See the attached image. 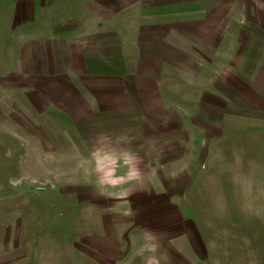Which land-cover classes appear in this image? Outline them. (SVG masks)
<instances>
[{
  "label": "rangeland",
  "instance_id": "1",
  "mask_svg": "<svg viewBox=\"0 0 264 264\" xmlns=\"http://www.w3.org/2000/svg\"><path fill=\"white\" fill-rule=\"evenodd\" d=\"M260 70L264 0H0V264H141L146 230L161 264H264ZM122 136L143 180L98 197Z\"/></svg>",
  "mask_w": 264,
  "mask_h": 264
},
{
  "label": "clouds",
  "instance_id": "2",
  "mask_svg": "<svg viewBox=\"0 0 264 264\" xmlns=\"http://www.w3.org/2000/svg\"><path fill=\"white\" fill-rule=\"evenodd\" d=\"M103 139L106 140L107 138ZM133 139L135 137H118L117 140L121 147L114 152L102 151L98 143L94 145L91 155L84 158L83 164L86 167L83 170L85 174L95 177L94 187L96 192L94 195L106 199H127L133 194V191H129L125 184L131 186L142 182L146 161L130 146ZM111 160L115 161V166L106 167L107 162ZM121 169L125 171L121 173ZM122 175L127 176L128 179L120 183L118 181ZM160 249L159 236L151 230H146L143 243L137 251L141 264H161L163 253Z\"/></svg>",
  "mask_w": 264,
  "mask_h": 264
},
{
  "label": "crops",
  "instance_id": "3",
  "mask_svg": "<svg viewBox=\"0 0 264 264\" xmlns=\"http://www.w3.org/2000/svg\"><path fill=\"white\" fill-rule=\"evenodd\" d=\"M120 55H123V52L121 51L120 52ZM260 77H261V80H263V82H264V71H262V70H260ZM262 88V87H261ZM263 90V89H262ZM37 92H38V90H37ZM259 95H261L262 96V94L259 92ZM263 98H264V95H263ZM52 103V102H51ZM263 109H264V107H263Z\"/></svg>",
  "mask_w": 264,
  "mask_h": 264
}]
</instances>
